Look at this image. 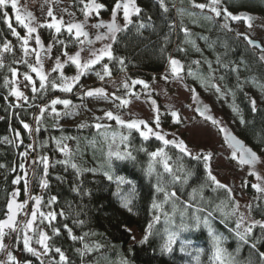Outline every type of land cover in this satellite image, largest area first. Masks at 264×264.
Masks as SVG:
<instances>
[{
    "label": "trees",
    "instance_id": "16d2710c",
    "mask_svg": "<svg viewBox=\"0 0 264 264\" xmlns=\"http://www.w3.org/2000/svg\"><path fill=\"white\" fill-rule=\"evenodd\" d=\"M67 1L76 17L81 18L83 4L80 0ZM96 1L106 6L101 10L103 13L108 12L115 3V0ZM135 2L141 10L139 15H132V23L121 27L123 30L117 34V40L112 44L113 56L123 58L124 66L122 68L117 59L109 61L105 57L100 65H108L111 75L106 77L120 74L131 84L133 90L143 89L142 85L133 86L132 81L143 80L148 85L153 84L160 73L168 69L169 57H175L184 65L181 72L184 82L219 112L229 124L232 136L264 156V64L259 60L260 49L249 47L242 36L237 37L233 21H227L232 31L222 28V22H225L223 14L216 17L207 7L203 10L194 8L193 0H163L167 11L160 6L161 0ZM195 3L207 5L209 0H195ZM219 7H227L230 12L250 11L264 17V0H221ZM4 11L9 13L8 21L12 27L17 33L23 34L20 25L12 19V9L9 7ZM141 23L145 25L143 29L138 27ZM183 29L188 30L187 34ZM53 33L52 29H48L46 39H50ZM59 38L67 45L70 44L71 48L75 46L65 31H61ZM16 39L0 13V165H3L0 167V220L5 219L7 203L13 198L14 192L19 200H25L28 195L42 197L40 210L57 214L51 227L48 226V221L41 223L39 216L34 224V229L39 227L51 237L49 244L52 250L38 259L23 250L19 239L14 251L20 264H41V260L44 264H54L59 261V255L54 251L56 247H60L65 253L68 264H123L124 260L129 264H217L212 259L211 241L203 225L199 229L181 231L179 239L172 245V251H162L165 228L169 227L164 213L178 225L180 213L185 211L186 204L192 205L185 212L186 223H191L189 217L197 208L204 209L203 212L196 213L202 217H208V213H212L208 217L209 222L213 230L223 236L222 246L230 254L234 264H264L258 256V252H264V229L259 225L253 227L247 237V244L239 240L235 227L239 220L238 212L224 215L232 212L235 199L232 195L229 196L226 189L213 190L214 185L207 178L203 159L198 161L184 156L174 146H164L154 135L144 140L138 131H130L118 125L115 120H109L106 125L110 127L99 131L90 126L80 128L79 125H57V119L48 113H39L46 101L53 96L70 97L72 101H82L83 98L74 97L72 93L70 95L58 88L52 89L50 83L46 84V90L38 86L35 93L28 91L27 100L16 104L10 93L12 71L15 68L20 72L27 69L25 64L15 63L12 50H5V45L10 46ZM181 48L184 49L183 52L178 50ZM195 61H199V64L194 63ZM209 63L213 69L210 83L220 88L219 93L215 87L204 86L199 78L188 75L190 69L207 80ZM233 68L238 71H233ZM111 98L114 103H120V99ZM253 99L256 100L255 111L251 105ZM158 105L160 127H155L154 131L161 132L164 136L167 131L177 132L184 125L182 119L180 118L179 123H174L170 112L160 103ZM234 108L237 111H233ZM120 110L124 111V108ZM150 122L153 124V120ZM23 123H27L31 131L24 129ZM103 133L108 134L107 141ZM121 135L129 136L128 141L122 143ZM169 136V140H182L181 136ZM65 137L68 139H64ZM57 141H60L61 146H67L70 155L59 150ZM125 143L128 145L127 151L135 159H117L113 155L109 167L108 152L119 150L123 153ZM158 148H164L171 157L169 164L175 174L181 177L179 181L173 182L172 176L165 173L159 164L151 177L147 175L149 154ZM27 150L35 163L33 162L30 175L25 176L20 165L27 156H22L21 153L28 154ZM42 157L48 158L47 174L44 172ZM65 160L70 163H59ZM71 163L77 164L79 175L71 167ZM181 165L184 171L178 170ZM106 170L113 175V180H108L104 175ZM157 173L162 174L161 186L165 191L176 192L178 199H170L164 203V192L156 191ZM186 173L190 175L185 183ZM17 177L20 182L13 183ZM115 177H123L130 182L120 188L121 195L131 194V212L122 206L121 198L117 195ZM45 181L47 187H41ZM242 191L248 197L256 193L255 188L249 184L242 185ZM52 196L57 200L49 205ZM154 200L162 205L161 209L152 208ZM34 203L32 200V209ZM249 205L251 218L264 223V199L257 198L250 201ZM61 211L63 215H60ZM154 215L160 216V220L154 223L153 234L148 241L141 243L148 224L153 223ZM132 226L141 234V238L135 242H131V234L127 230ZM53 228H59L60 235H55ZM68 229L73 236L83 237V240L70 239ZM239 231L244 232L241 228ZM182 241L185 242L183 252ZM252 243L256 244L255 249L252 248ZM85 244L93 248V251L85 252L81 257L78 250H83ZM97 244L100 245L98 249L95 248ZM39 252H43V249Z\"/></svg>",
    "mask_w": 264,
    "mask_h": 264
},
{
    "label": "snow or ice",
    "instance_id": "6c2138e0",
    "mask_svg": "<svg viewBox=\"0 0 264 264\" xmlns=\"http://www.w3.org/2000/svg\"><path fill=\"white\" fill-rule=\"evenodd\" d=\"M80 3L83 4V8L81 11L83 12V15L85 17V21H79V22H68L65 23L63 18L57 19V17L54 15L53 10L51 8L48 9L47 11V16L51 17V22L50 23H44L41 24L40 27H46L48 29H54L55 33L59 35L61 33L62 28L68 33V36L71 37L72 42L77 44L80 48L79 51L75 53V55H68V53L65 51L63 55L67 57V60L71 62L72 65H75L76 68V75L72 77H66L63 74V67L64 65L61 63L60 59L57 58L55 61V67L52 69V71H60V80L61 83L60 85H57L55 80L48 81V75H46L43 71V66H42V61L40 57V53H36V65L32 67V72H35L36 75L39 77V87L40 89H45L46 90V81L50 83L52 89H57L59 87V90L65 92V93H71L73 91V88L79 83L80 79L82 76L86 75L88 72H90L95 65L100 64V62L106 57L109 61L113 59H117L118 63L121 65L123 68L124 66V60L123 58H115L113 56V51H112V44L116 42L117 40V34L121 32L123 29L116 23L117 19V14L122 11L123 15V21L125 27L129 24L132 23V15H139L140 13V8L136 6L135 0H115L114 6L111 10V22L110 23H105L102 20L98 21L97 23L93 24H87L86 21L87 19L92 15V13H96L97 17L99 16V13L102 9H105L106 6L101 3H97L96 0H80ZM221 4V0H209V3L203 4V3H195V0H193V7L198 8L200 10L205 9L206 7L209 8L211 12L215 14L216 17H221L223 14L225 22L221 25L222 28L227 29L228 31H232V29L229 27L228 20L231 21H243L245 25L248 28L252 27V17L251 16H243V15H236L233 14L232 12L228 11L227 7L220 8L219 5ZM160 6L164 8L165 11L168 9L164 6L163 0H161ZM11 8L14 13H15V20L16 22L21 25L23 28L26 29V36L21 38L23 40V50L25 55L28 54L29 49L26 47L29 43V39L33 36L34 33H37V28L34 26L35 24V17L31 11H26L23 10L19 6V0H0V13H2L3 18L5 19V23L8 24V27L11 29L12 34L16 35L18 38L19 33H17L16 29L12 27L11 23L8 21V16L9 13L7 11H4V9ZM210 19V18H209ZM140 29H143L145 25L141 23L138 26ZM86 29H95L96 32L94 34V40L90 38V31ZM100 29H106L105 32H101ZM183 31L187 34L188 30L183 29ZM237 37H243V39L251 45L253 48H259L261 51V55L259 57V60L261 62H264V47H261L260 44H258L255 40L251 39L247 34L245 33H236ZM95 41H110L109 43H105L103 47L97 49L92 47ZM35 42L36 45L39 47L43 48V45L41 43V38L39 34L35 36ZM59 43L65 45L67 47L66 43L64 40H60ZM5 50H9L8 46L5 45ZM179 51L183 52L184 49H178ZM45 51H51V49H46ZM81 52H87L88 56L87 58L82 59L81 58ZM169 67H170V75L173 78H180V73L183 72L184 70V65L181 63L180 60L172 58L171 56L169 57L168 60ZM194 63L199 64V61H195ZM217 63H220L219 58L217 59ZM209 67V78L205 80V78L199 76V74H194L190 69L188 71L189 76H195L196 78H199L201 83L204 86H211L215 87L216 91L219 93L220 88L216 85H213L210 83L211 80V73L213 71L211 63L208 65ZM233 71H238L237 68H233ZM102 72L103 75L101 74L100 71L95 72V75L100 79L103 80L104 76H109L111 75L110 69L107 64L102 65ZM13 76L16 75L15 72L12 73ZM165 80H167L169 77L166 74L163 77ZM25 79L28 80L30 83L33 84L32 91L35 93L37 91L35 87L34 81H32L31 76L25 75ZM223 79V77H221ZM132 85H142L145 89L149 87V85L143 81V80H133ZM125 89L129 88V85L125 83L123 85ZM192 92V99L195 101L197 99L196 91L195 89L190 90ZM12 95L15 96L17 99H20L23 97V93L18 91V90H13ZM83 96L86 97H99V98H104L107 99L108 94L103 88H93L89 89L85 92H83ZM113 96L115 94L113 93ZM116 99H120V105L119 106H126L128 104L127 100H124L121 97H115ZM153 104H155V101H153ZM56 105H63L65 109H70L73 107L72 101L69 99H53L51 101V111L54 113V115L58 118L61 116V113L56 110ZM251 105H252V110H256V100L253 99L251 100ZM46 109L41 108V114ZM156 115L154 118L153 123H155L156 128L160 127V116H159V109H155ZM196 111L204 116V113L208 111L207 108H204L203 110L198 106ZM233 111H237L235 108ZM170 115L173 117V122L174 123H179L180 122V116L179 113L176 111H171ZM105 117L108 120H115L116 123L122 127H126L128 130H136L140 133V136L144 139L147 140L149 139L150 135H154L155 138L159 141L162 142L164 146L172 145L175 148L179 150L180 153H182L184 156L191 157L192 159L195 160H201L203 159L204 161V167L207 172V178L209 181H211L212 185H214L213 190L220 188V189H226L228 191L229 196H231L232 190L230 188H227L226 185L220 183V181L217 180V178L212 174L211 168L209 166V161L211 160L212 156L211 153L208 154H193L191 151H189L188 146L185 144V142L181 139H166L165 136L161 132H156L154 131L150 126L149 123L146 122L143 119L139 120H131V121H125L121 118L120 115L114 114L112 111H107L105 112ZM97 120H100V117H96ZM205 119H210L212 120L213 124L218 123L216 120H214L210 116H205ZM241 123H244L243 120H241ZM94 127L98 131L102 128H109L110 125L102 124V123H95V124H80V128L84 127ZM141 126H143L144 129H147V131L141 130ZM23 128L26 130L31 131L30 126L27 123H23ZM39 131V129H37ZM221 132L226 133L225 134V141L228 143V146L233 150L232 151V159L233 160H238V163L241 165H250V166H255V164L258 162L259 157L255 152H253L251 149L245 148L239 140H237L234 136H231L230 134H227V130L223 127L220 128ZM105 141L108 140V134L103 133ZM17 137H19V133H17ZM64 139H68L65 137ZM121 142H126L129 139V136L127 135H121L120 137ZM112 140L113 142L115 141V134L112 135ZM22 143V141H21ZM57 146L59 150L64 153L65 155H70L67 146H61L60 141H57ZM125 151L121 153V151L116 150L115 152L109 151L108 152V158H109V167H111V158L113 155L117 159H135V157L132 155L130 151H127L128 145L125 143L124 144ZM143 151H147V149H141ZM237 153H239V156L237 157ZM22 156H26L27 153H21ZM150 163L147 169V175L150 177L154 172H156V165L159 164L162 166L163 171L165 173H168L172 176V181L177 182L181 179L180 176L176 175L174 172L173 167L169 164V160L171 157L167 155V153L164 151V148H158L156 151L151 152L150 154ZM42 163L44 164V172L47 174L48 170V158L47 157H42L41 158ZM35 163V161H33ZM59 163H64L68 164L70 163L69 160L65 161H59ZM0 167H3V165H0ZM71 167L73 169H76L77 174H80V169L75 163H71ZM20 168L23 170L24 165L21 164ZM179 171H184L183 165L180 166L178 169ZM86 171H92L95 172V169H86ZM104 175L107 177L108 180H113L114 177L110 173V171H105ZM157 186H156V191L159 192H164V203H167L170 199L174 200L178 199L176 192H166L165 189L161 186L162 182V174L157 173ZM190 175V173H186L185 175V183L187 182V176ZM249 175H253L256 177L257 181H264V178H262L257 172L252 171L249 173ZM116 183H117V195L120 196L121 201H122V206L124 208H127L129 212L132 211V208L130 207L132 203V198L131 194L128 195H121V188L120 186L125 184V183H130L129 181H126L123 177H115ZM20 178L17 177L16 180L13 181V183H19ZM25 187L27 188V182L25 181ZM41 187L46 188L47 187V182H43L41 184ZM253 188L256 189L257 192H264V187L261 186L260 183L253 184ZM13 198L7 203V218L0 220V250H3L4 245H3V237L5 235L4 230L10 229L11 232L17 233L18 235L16 236V239H19V233L23 232V250L31 253L33 256H36L38 259L42 255H47L51 250V246L49 244V240L51 237L44 232L42 229L36 228L34 229L33 225L38 219V216L40 218V222L43 223L44 221H48V226L51 227L52 223L56 220L57 214L55 212H43L40 210V206L42 203V197L40 196H30L29 199L33 200L34 207L31 211V218L27 219L26 222H23L22 227L18 224L16 217L18 215V210L23 209L25 207V203H18L15 199L17 196V193L14 192L12 194ZM57 198L55 196H52L48 202L49 205L52 203H55ZM162 205L158 204L155 200L152 203V208L154 210L161 209ZM191 204H186L185 205V211H182L180 213V223L177 225L173 222V220L168 217L167 213H164L166 219V223L169 225V227L165 228V243L163 245L162 251L165 252H171L172 251V245L176 243V241L180 237V232L181 231H187L190 229H199L201 225H203L207 229V234L210 238L211 245H212V259L217 262V264H234V261L230 258V254L227 252V250L222 246L224 242V238L222 235L218 234L215 232L209 222L208 217L212 216V213H208V217H202L200 215H197L196 213L203 212L204 209L202 208H197L194 213L191 214L189 219L191 220V223H186L185 222V212L188 208H191ZM219 207V206H218ZM249 209L251 206H248ZM239 205L236 204L231 213H224L225 216L228 215H234L236 211L238 210ZM174 210H175V203H174ZM60 215H63V212L61 211ZM244 217L241 215L239 220L236 222V236L239 238L240 241L243 243L247 244L249 243V240L247 237L251 234L253 227L259 225L261 229H264V223L260 221H253L248 227L245 228L244 232H240L239 229L241 228V222L243 221ZM160 220V216L154 215L153 216V223H149L147 227L146 234L143 236V239L141 243H146L148 241V238L150 235H152V230L154 227V223H158ZM80 223H83L82 221ZM65 228L67 226L65 225ZM130 231V230H129ZM32 232L33 236H29L28 233ZM69 232V237L73 241L80 239L83 240V237H76L73 236L71 233V230L68 229ZM53 233L55 235H60V229L59 228H53ZM85 235H88L87 233ZM33 237L36 238V243L41 246L43 249V252H39L36 249H34L31 246V241ZM133 239H135L133 237ZM184 241L181 242V251H185ZM190 243V242H188ZM252 248H256V244L252 243ZM100 247L99 244L95 245V248L98 249ZM54 251L59 255V261L54 262V264H68V258L65 255V253L61 250L60 247H56ZM80 251L81 257H83L85 252H91L93 251V248L89 247V245L85 244L83 250H78ZM258 256L261 262H264V252H258ZM8 261L11 262V264H20L19 261L16 260V258L9 253L8 254ZM41 264H44L43 260H41ZM123 264H129L127 260L123 261Z\"/></svg>",
    "mask_w": 264,
    "mask_h": 264
},
{
    "label": "rangeland",
    "instance_id": "374dc122",
    "mask_svg": "<svg viewBox=\"0 0 264 264\" xmlns=\"http://www.w3.org/2000/svg\"><path fill=\"white\" fill-rule=\"evenodd\" d=\"M97 2V1H96ZM99 3V2H97ZM136 3V2H135ZM19 6L26 11H31L35 17L34 26L37 28V33H34L33 36L29 39L28 45L26 47L29 49L28 54L25 55L22 44L24 36H26V29L21 25L20 27L23 30V34L19 33L16 41L8 46L13 52L14 61L16 64L23 63L27 66L25 71L20 72L19 69H13L12 73L15 72L16 75L10 78L11 89L10 93L12 94L13 90H18L23 93V97L17 99L15 96L14 100L16 104L22 103L27 100L28 91H32L33 84L25 79V75H29L32 78V81L35 83L36 89L40 84L39 77L35 72H32V67L36 65V53H40L43 71L48 75V81L55 80L57 85H60V71H52L55 67V61L57 58L60 59L61 63L64 65L62 71L64 76L72 77L76 75L75 65H72L70 61L67 60V57L63 55L66 51L68 55H75L77 51L80 50L79 46L75 44L71 48L70 44L65 47V45L59 43L61 40L59 35L53 30V35L50 39H46L45 35L48 32V28L40 27L41 24L50 23L51 17L47 16V11L49 8L53 10L54 15L57 19L63 18L65 23L68 22H79L85 21L84 15L81 18H77L76 14L71 8V4L67 0H19ZM114 6V5H113ZM112 6V8H113ZM112 8L103 13L100 11L99 16L97 17L96 13L87 19V24L97 23L102 20L105 23L111 22V10ZM13 11V10H12ZM236 15L251 16L252 17V27L248 28L243 21H233L234 29L239 33L247 34L251 39H256L261 41L264 47V17L259 16L257 13L250 11H234L232 12ZM12 19L15 20V13L12 12ZM17 23V22H16ZM116 23L120 27L124 26L122 11L117 14ZM224 22H222L223 24ZM18 24V23H17ZM90 31V38L94 40L95 29H86ZM61 31H65L63 28ZM101 32H105L106 29H100ZM66 32V31H65ZM67 33V32H66ZM39 34L41 38V43L43 48L36 45L35 36ZM68 34V33H67ZM55 35V36H54ZM110 41H95L92 47L101 48L105 43ZM51 49V51H45L46 49ZM259 57L262 54L261 51L258 52ZM87 52H81V58H87ZM175 58V57H172ZM177 59V58H175ZM264 64V62H263ZM96 67V68H95ZM95 69H92L82 76L79 83L73 88L71 92L74 97L83 98L82 101H72L70 97H60L53 96L49 98L46 103L41 107L46 109L45 112L48 113L51 117L57 119V125H69L77 126L85 122H92L93 124L100 122L102 124H107L108 119L105 117V112L112 111L114 114H118L125 121L139 120L143 119L149 123V126L154 130L156 125L155 123L151 124L150 121H154L155 115L157 114L155 109L159 108L158 103H160L163 108L167 111H176L179 113L180 118L182 119L184 125L176 132L174 130L167 131L165 138L169 139V135L172 136H181L185 144L188 146L189 151L195 154H208L211 153V160L208 162L211 168L212 174L217 178L220 183L227 186L232 190L231 195L235 199V205L238 204L239 208L237 210L239 217L242 215L244 217L241 222V229L245 230L253 221L249 214L248 204L250 201H255L258 199H264V192H257L252 196L248 197L242 191V185H253L260 183L264 187V181H257L256 177L249 175L250 172H257L262 178H264V156L257 151L252 150L259 157L258 162L255 166L250 165H241L238 163V160L232 159V149L228 146V143L225 141L224 132L220 131V128L223 127L227 130V134H231L229 124L223 119V117L216 111L209 103H206L204 99L197 95V99L193 101L192 92L190 87L184 82L183 77L180 73V78L176 79L170 75L169 63L167 70L162 71L153 84L149 85L147 89H138L133 90L130 83L126 81L123 75H116L107 78L104 76L103 80H100L95 72H102V66L97 64L94 66ZM168 75V79L165 80L163 77ZM38 80V82H37ZM46 81V84L48 83ZM127 83L129 85L128 89H125L123 85ZM93 88H103L108 94L107 99L99 97H86L83 96V92L93 89ZM59 89V87H58ZM70 93V95H71ZM113 93L115 96H113ZM112 97H121L124 100L128 101L126 106H119L120 103H114ZM69 99L72 101L73 107L70 109H65L63 105H56V110L61 113L62 118L56 117L51 111V101L53 99ZM155 101V104H153ZM200 107L202 110L207 108L208 111L204 113V116L200 115L196 109ZM124 108V111L120 108ZM41 108L39 113H41ZM205 116H210L218 123L213 124L212 120L205 119ZM96 117H100V120H97ZM141 130L147 131L141 126ZM240 141V140H239ZM245 148L250 149L247 145L241 143ZM27 156L23 161V172L25 176L30 175L33 166V156L29 150ZM239 153H237V157ZM256 190V189H255ZM29 195L25 200H19L15 197L18 203H25V207L18 211L16 220L18 224L22 227L23 222H26L27 219L31 218L32 211V200L29 199ZM34 227V225H33ZM35 228V227H34ZM39 228V227H37ZM127 230L131 234V242H135L141 238V234L137 231L135 227H128ZM44 231V230H43ZM5 235L3 237V250H0V264H11L8 261V254L11 253L17 260V254L14 251L15 244L19 239L23 244V232L19 233L20 238L16 239L17 233L11 232L10 229L4 230ZM29 236H33L32 232L28 233ZM133 237L135 239H133ZM31 246L37 251L41 250V246L36 243V238L33 237L31 241ZM18 261V260H17Z\"/></svg>",
    "mask_w": 264,
    "mask_h": 264
},
{
    "label": "water",
    "instance_id": "95a60500",
    "mask_svg": "<svg viewBox=\"0 0 264 264\" xmlns=\"http://www.w3.org/2000/svg\"><path fill=\"white\" fill-rule=\"evenodd\" d=\"M253 40H255L258 44H260L261 45V47H263V45H262V43H261V41H259V40H256V39H253ZM248 44V43H247ZM248 46L249 47H252L251 45H249L248 44ZM259 49V48H258ZM19 211V210H18ZM7 218V215H6V217H5V219ZM7 229V228H6Z\"/></svg>",
    "mask_w": 264,
    "mask_h": 264
},
{
    "label": "crops",
    "instance_id": "0c3cea01",
    "mask_svg": "<svg viewBox=\"0 0 264 264\" xmlns=\"http://www.w3.org/2000/svg\"><path fill=\"white\" fill-rule=\"evenodd\" d=\"M196 94H198L197 92H196ZM200 96V95H199Z\"/></svg>",
    "mask_w": 264,
    "mask_h": 264
}]
</instances>
